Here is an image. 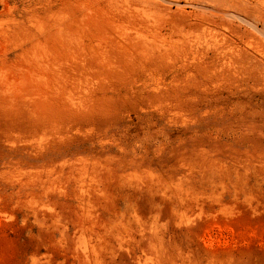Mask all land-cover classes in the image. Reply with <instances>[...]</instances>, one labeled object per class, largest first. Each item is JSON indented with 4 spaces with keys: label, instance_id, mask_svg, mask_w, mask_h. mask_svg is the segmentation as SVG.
I'll list each match as a JSON object with an SVG mask.
<instances>
[{
    "label": "rangeland",
    "instance_id": "374dc122",
    "mask_svg": "<svg viewBox=\"0 0 264 264\" xmlns=\"http://www.w3.org/2000/svg\"><path fill=\"white\" fill-rule=\"evenodd\" d=\"M0 264H264V0H0Z\"/></svg>",
    "mask_w": 264,
    "mask_h": 264
}]
</instances>
